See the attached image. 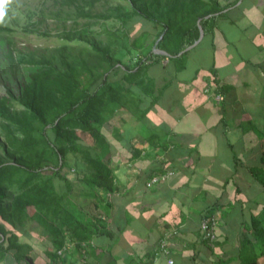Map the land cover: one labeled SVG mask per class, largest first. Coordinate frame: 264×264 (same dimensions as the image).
<instances>
[{"label":"crops","instance_id":"obj_1","mask_svg":"<svg viewBox=\"0 0 264 264\" xmlns=\"http://www.w3.org/2000/svg\"><path fill=\"white\" fill-rule=\"evenodd\" d=\"M217 2L212 32L184 56L147 68L156 101L142 114L151 101L132 87L136 105L119 110L114 136L107 125L113 190L74 180L63 200L83 223L96 224L92 248L69 242L58 253L49 250L48 233L31 231L20 239L30 246L18 250L24 258L10 250L0 264H240L252 257L264 264V235L256 234L264 229V186L253 174L264 168V0ZM213 79L224 86L220 102ZM167 170L166 180L145 185ZM207 212L217 219L213 246L199 232ZM163 237L168 253L159 250Z\"/></svg>","mask_w":264,"mask_h":264},{"label":"trees","instance_id":"obj_2","mask_svg":"<svg viewBox=\"0 0 264 264\" xmlns=\"http://www.w3.org/2000/svg\"><path fill=\"white\" fill-rule=\"evenodd\" d=\"M126 1L129 9L119 7L112 16L123 24L141 16L160 26L156 38L163 34L156 47L169 53L168 59L184 56L186 51L177 54L198 38V18L204 34L212 32L214 13L222 9L217 0ZM80 13L85 18L97 17ZM9 31L0 25V33ZM90 46L98 59L96 64L90 66L83 58L68 62L61 54V67L46 57L16 59L10 46L7 48L11 67L17 62L37 68L21 83L17 96L9 91L0 94V259L10 250L18 261L24 258L18 250H29L30 246L20 241L22 234L16 226L27 223L42 226L55 250L62 248L65 239L77 247L91 241L96 224L93 229L83 223L62 202L74 180H82L95 190H113L104 125L118 106L131 110L136 105L132 87L151 101L142 114L158 97L153 95V82L146 71L166 55L149 50L130 64L114 59L106 46ZM212 83L214 92L222 95L224 86L215 79ZM82 134L87 135L86 144L81 143ZM69 153L75 154L72 164ZM66 167L69 170L64 172ZM263 171V167L253 168L264 186ZM258 233L264 235L263 227ZM217 243L216 239L213 245ZM252 258L249 262L241 259L240 264H255L256 258ZM229 259L218 258L210 264H227Z\"/></svg>","mask_w":264,"mask_h":264},{"label":"rangeland","instance_id":"obj_3","mask_svg":"<svg viewBox=\"0 0 264 264\" xmlns=\"http://www.w3.org/2000/svg\"><path fill=\"white\" fill-rule=\"evenodd\" d=\"M119 7L129 9L126 0H12L7 6L4 22L0 23L10 28L9 32L0 33V94L9 91L17 96L21 83L37 68L17 62L11 67L6 57L9 46L16 59L46 57L58 67H61V54L68 62L83 58L90 66L96 64L98 59L92 52L91 43L106 46L109 54L122 63L133 64L142 58L154 48L158 39L157 32L161 27L141 16H135L130 22L123 24L112 16ZM80 12L97 17L85 18ZM122 108L118 106L115 113L108 117L105 129L107 125H115ZM81 136V143L86 144L87 135ZM74 156V153L68 154L70 164ZM63 170L65 172L69 168ZM64 204L66 205L65 202ZM76 215H81L82 220H86L82 212ZM16 229L22 235H30L31 231L45 233L42 226H29V223L17 225ZM64 242L62 250H70L69 241L65 239ZM91 248L92 244L88 242L76 247V250ZM49 250H55L54 245Z\"/></svg>","mask_w":264,"mask_h":264},{"label":"built area","instance_id":"obj_4","mask_svg":"<svg viewBox=\"0 0 264 264\" xmlns=\"http://www.w3.org/2000/svg\"><path fill=\"white\" fill-rule=\"evenodd\" d=\"M205 92H208L210 94V89L209 87H206L204 89ZM212 98L216 102H220L223 100V96L219 93H211ZM171 171L167 170L165 172L157 173V174H152L145 182V185L147 187H151L158 182L166 180V178L171 175ZM216 226H217V219L215 214L207 212L204 214L202 217L200 223H199V232L201 239L208 245L213 246L215 240L217 239V234H216ZM85 243H82L84 245ZM168 245L169 241L167 237H163L159 240V250L163 253H168ZM61 250L58 251L60 253ZM172 259H167V264H172Z\"/></svg>","mask_w":264,"mask_h":264},{"label":"water","instance_id":"obj_5","mask_svg":"<svg viewBox=\"0 0 264 264\" xmlns=\"http://www.w3.org/2000/svg\"><path fill=\"white\" fill-rule=\"evenodd\" d=\"M208 15H206L207 17ZM199 20L200 18H198V29H199V35H198V38L196 40H194V42L192 44H190L189 46H187L185 49H183L182 51H180L178 54H181L182 52H184V50H187L189 48H191L192 46H194L203 36V29L202 27L199 25ZM163 34V32H162ZM162 34L158 37V39H156L155 41V46L154 48L152 49V51L154 53H159V54H164V55H167V56H171L169 53H167L165 50H162V49H159L156 47V43L158 42V40L160 39V37L162 36Z\"/></svg>","mask_w":264,"mask_h":264},{"label":"clouds","instance_id":"obj_6","mask_svg":"<svg viewBox=\"0 0 264 264\" xmlns=\"http://www.w3.org/2000/svg\"><path fill=\"white\" fill-rule=\"evenodd\" d=\"M12 3V0H0V23L4 22L7 6Z\"/></svg>","mask_w":264,"mask_h":264}]
</instances>
